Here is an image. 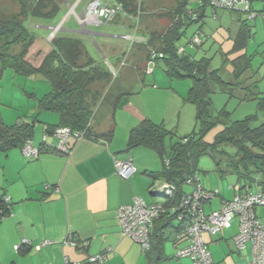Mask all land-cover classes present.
<instances>
[{"label":"trees","instance_id":"trees-1","mask_svg":"<svg viewBox=\"0 0 264 264\" xmlns=\"http://www.w3.org/2000/svg\"><path fill=\"white\" fill-rule=\"evenodd\" d=\"M18 1L19 12L9 19H0V79L3 71L10 68L23 78L48 82V91L38 98V109L55 112L57 122L45 123L44 135H51L55 128L66 126L72 131H84L85 136H88L89 123L100 95V91H92L91 86L97 81L110 80L114 75L107 66L88 55L80 38L57 33L49 39L50 49L46 53H42L41 50L37 52L39 59L36 63L29 60L27 58L29 49L37 40L36 34L29 28L30 19H53L61 10V6L59 0ZM247 1L249 2L247 11L221 8L231 13L248 14L247 19L240 20L229 49V52L237 53L231 60L232 73L236 80L250 68L252 54L246 55L243 52L253 34L252 25L248 20H253L258 15L264 18V5L261 9H254L253 0ZM135 2L136 0H114L126 14H133L142 9ZM207 7L214 11L219 10L211 6L210 0H176V6L163 13V16L171 21L169 26L156 36L150 35L144 44L149 47L156 37L159 45L150 46L146 57L150 50L162 53L157 62L161 63L169 77L188 76L193 81L187 93V100L195 106L197 131L174 140L168 149L165 140L172 133L162 124L153 123L149 119L140 121L128 135L127 149L145 146L158 154L161 160L160 169L151 171L148 175L152 179L151 185L155 181H161L176 188L174 196L164 202L167 206L177 203L179 197L186 193L183 190L184 184L195 181L198 157L206 152L214 158L217 169L221 165V160L225 161L221 171L224 174H235L241 182L240 188L245 189L244 191L263 185L260 190H255L264 192V93L245 95V98L257 100V107L263 117L259 125L251 124L255 119L253 115L241 120L228 121L225 110L214 113L212 108L210 93L213 86L219 85L224 88L229 86V83L219 75V68L212 69L208 58L197 59L187 52L184 46L182 51L178 50L180 46L177 42L184 35L188 25L199 23ZM251 13L254 16L251 17ZM198 33L199 30L193 33L186 44L198 47L201 44ZM195 36H199V43L193 42ZM16 47L18 49L15 51ZM35 121L36 119L27 122L17 118L14 123L6 124L0 114V152H6L13 147L21 148L27 140H31ZM219 121L224 123L223 128L212 143H207L203 138L204 134ZM227 144L234 147V154L221 150V147ZM41 148H47L42 141L39 144V149ZM165 160L168 162L165 163ZM151 193L154 194L152 191ZM3 196L4 194L0 192V218L10 209V205L4 203ZM180 223L175 214L170 212L164 213L154 221L150 232L151 248L144 252L146 264H161L166 258L163 253L165 240L170 239L176 247L177 243L172 233L180 228Z\"/></svg>","mask_w":264,"mask_h":264},{"label":"rangeland","instance_id":"rangeland-1","mask_svg":"<svg viewBox=\"0 0 264 264\" xmlns=\"http://www.w3.org/2000/svg\"><path fill=\"white\" fill-rule=\"evenodd\" d=\"M113 1L59 0L61 10L55 18L50 20L30 19L28 25L30 30L36 34V41L46 50L48 49L49 39H51V33H54V35L56 33L58 35H68L70 32L66 29L80 30L77 24L79 22L82 32L74 33L76 37L83 41L89 56L97 59L96 61L103 63L105 66L107 64L112 66L114 60L111 57L113 55L106 54L105 58H102V54H100L98 48L104 51L103 47H124L123 50H127L128 42L118 37V35L124 32L121 28L122 22H125L127 25L128 23L137 25L138 31L141 33L145 32L148 37L152 34L156 36L162 33L166 26V17L163 16V13L170 10L175 3V0H136L135 4L142 8L139 10V13L130 14V18L125 16L122 11H119L112 21L100 23V20L93 14L92 8L95 5L97 6L99 2L110 6L114 3ZM194 5L196 6V4ZM263 5L264 0H253L252 2L254 9H261ZM19 8L20 2L18 0H0V19H9L19 12ZM239 15H241L242 20L248 17L246 12ZM73 17L77 19V22L74 21ZM237 17V14L230 13L227 10L219 9L214 11L211 7H207L202 29H199L200 24L198 22L191 23L177 44L184 46L186 51L193 54L197 59L201 57L208 58L210 67L212 69L219 68V75L224 81L229 83V86L225 88L219 85L213 86V90L210 93L213 112L218 113L220 110H225L228 121L241 120L246 116L253 115L255 119L252 120L251 124L256 126L263 121L262 113L257 107V100L245 98V95H252L258 92L264 93V18L258 15L255 19L248 20L252 25L251 32L253 34L243 52L246 55L252 54L250 68L236 80L232 73L231 60L237 53L229 52V49L232 46L236 33L235 27L239 23ZM93 22L98 23L87 26ZM40 26L44 27L41 28ZM87 28L93 32H105L109 36H90V34L86 33ZM130 29L133 30L134 28L130 27ZM197 30H199L198 34L202 40L201 44L198 47L186 44L187 39ZM140 44L136 43L137 47H135V50L127 61L129 66H126V68L129 70L133 69L135 74L132 78H126V68L125 74L123 71L119 72L118 70V74H120L118 75V79L114 81V77H112L110 80L94 82L91 90L100 91L98 102L101 100V97H107L112 100L117 94L115 92L120 90L119 84H121L129 91L126 98L122 99L119 103L122 105L120 108H124L122 114H128L132 118L135 117L138 123L143 119L149 118L153 123L162 124L166 130L172 133L165 140V146L168 149L174 140L187 136L198 129L195 106L187 100V93L193 81L188 76L169 77L160 62L151 67V72L144 73L142 70H145V66L143 68L142 63L148 48L150 46L157 47L159 43L155 37L149 47L144 44L140 46ZM36 48L32 45L27 57L34 63L39 59V56H37L39 49ZM17 49L18 47L15 48V51ZM48 88V82L33 78H23L16 75L10 68L3 71L0 79V114L4 122L12 124L17 118L27 122H32L36 119L32 142L37 145L43 138V125L51 121L52 123L53 121L54 123L57 122V114L55 112L38 109V98L48 91ZM120 112L118 115H120ZM223 126L224 123L222 121L217 122L206 131L203 137L204 140L207 143H212ZM46 137L48 140H53L51 135H47ZM139 150L145 151H139L137 157H141V159H144L155 169L160 168L161 160L153 149L141 147ZM221 150L230 154H234L235 152L234 147L230 144L224 145L221 147ZM0 154L4 156L3 152H0ZM23 158L25 157L23 156ZM224 162V160H221V165L217 169L214 158L208 152L198 157L196 177L203 188H218L222 192L228 191L229 185L237 187L241 185L235 174H224L221 171V168L225 166ZM150 188L149 191L146 190L147 201H162L163 198L161 196H151L149 194L154 189L152 186ZM193 188V184H184L183 186V190L186 193L191 192ZM219 205L218 196H214L211 199L212 207L209 205V202H205L204 210L208 213L212 209H217ZM255 212L260 216L262 223H264V206L256 207ZM174 223L176 224V220ZM235 231V223H233L230 229H222L212 236L214 240L223 235V238L217 242H209V235L205 232L202 234L204 240L209 242V250L214 253L216 251L221 253L220 262L217 264H244L245 257L241 256V254L238 255L231 241V236ZM181 245L183 243L179 246ZM248 248L249 245L242 250ZM175 249L170 239L163 242V253L166 258L161 261V264H191L188 257H176L174 255Z\"/></svg>","mask_w":264,"mask_h":264},{"label":"crops","instance_id":"crops-1","mask_svg":"<svg viewBox=\"0 0 264 264\" xmlns=\"http://www.w3.org/2000/svg\"><path fill=\"white\" fill-rule=\"evenodd\" d=\"M175 6L176 0L172 8ZM205 13L206 8L204 17L199 22L201 29ZM124 14L130 17V14ZM234 14H237L239 21L235 27L237 31L242 19L238 13ZM73 19L77 22L75 17ZM170 22L166 17L164 30ZM77 24L80 30L66 29L70 32L68 36L76 37L74 32H82L80 23ZM136 26L122 22V34L129 33L131 36L130 39H123L128 42L127 50H123L124 47H103L104 51L98 48L102 58L106 54L113 55V64H107V67L113 73L114 81L120 75L118 70L124 73L126 66H129L127 61L137 47L136 43H141L142 46L147 40L148 35L138 31ZM130 27L134 29L131 30ZM86 33L90 36H109L105 32H93L88 28ZM33 46L42 53L50 49V44L45 50L37 41ZM145 62L146 55L143 68ZM121 65L123 66L119 68ZM126 70L127 79L135 75L133 69ZM142 71L147 73L144 69ZM119 88L112 100L101 97L89 123L88 136L78 140L71 139L67 153L48 147L41 148L35 158L26 160L21 148L13 147L3 152L4 156L0 154V192L9 198L10 205L9 212L0 218V264H63L65 259L69 264L83 263L88 256L103 253L109 247L111 250L107 252L105 259L97 264H146L139 245L129 237L121 235L117 209L131 203L135 197L148 204L155 202L147 201L146 190L149 191L152 183L148 173L160 168L155 169L144 159L137 157L139 151H145L139 149L145 146L127 149L129 131L138 121L135 117L122 114L124 108H120L122 105L119 103L126 98L129 91L121 84ZM49 123L54 124V121ZM44 127L45 125L43 136ZM46 136L47 134V143L56 144L55 137L48 140ZM40 143L41 141L38 145ZM129 158L132 159L135 170L125 179L117 174L114 162ZM240 186L229 185L228 191L220 192L219 203L222 197L228 199L234 193L245 190ZM262 187L263 185L252 190H260ZM149 194L154 196L151 192ZM209 205L211 206V200ZM260 221L262 222L261 219ZM69 236L76 242V246L64 244ZM209 238V242H217L223 235L214 240L213 237ZM22 239H26L28 244H22L21 249L16 250L15 246ZM240 251H237L238 255L245 257L244 264H247L250 258L249 248ZM210 252L214 263H219L221 253Z\"/></svg>","mask_w":264,"mask_h":264},{"label":"built area","instance_id":"built-area-1","mask_svg":"<svg viewBox=\"0 0 264 264\" xmlns=\"http://www.w3.org/2000/svg\"><path fill=\"white\" fill-rule=\"evenodd\" d=\"M210 4L218 9L247 11L249 8L247 0H210ZM119 11H122L121 6L116 3L109 6L99 2L97 6L92 8L93 14L100 22L112 21ZM250 16L252 17L254 14L251 13ZM53 36L54 33H51V38ZM120 37L130 39L131 36L128 33L122 34ZM192 40L196 43L200 42L199 36H195ZM178 50L182 51L183 47L180 46ZM161 57L162 53L150 50L145 62V71L151 72V67L155 66ZM51 136L57 139L56 144L47 143L44 135L42 138L44 146L60 153H67L69 141L71 139L78 140L85 136V133L79 130L72 131L69 127L64 126L55 128ZM39 150V145H34L32 140H27L21 147L22 154L26 159L35 158ZM167 162L165 160V163ZM114 166L117 174L125 179L135 170L130 158L115 160ZM191 184L194 185L193 190L182 194L175 204L167 206L164 202L174 196L176 188L170 183L155 181L151 185L154 188L152 192L154 195L161 196L162 201L148 204L141 198L135 197L131 203L119 206L117 219L121 235L135 241L142 253L147 252L151 248L150 232L154 221L164 213L170 212L175 214L177 220L181 222L180 228L172 233V237L177 243L174 255L176 257H188L191 264H215L202 234L205 232L209 237H212L222 229L231 228L235 223L237 231L232 236V242L236 251H240L249 245L250 258L247 264H264V223L260 221L255 212L256 207L264 206V192L248 190L234 193L228 199L222 197L219 207L206 213L204 210L205 202H210L214 196H220V191L218 188H203L197 177ZM3 201L5 204H9V198L5 195ZM45 243L48 242H43V244ZM181 243L183 245L179 246ZM22 244L26 245L28 241L22 239L21 243L15 246V249H21ZM64 244L76 246V242L71 236L64 241ZM110 250L109 247L103 253L88 256L83 263L73 264L100 263ZM63 264H69L67 259L64 260Z\"/></svg>","mask_w":264,"mask_h":264}]
</instances>
